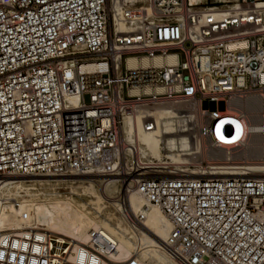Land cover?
<instances>
[{"label": "built area", "instance_id": "1", "mask_svg": "<svg viewBox=\"0 0 264 264\" xmlns=\"http://www.w3.org/2000/svg\"><path fill=\"white\" fill-rule=\"evenodd\" d=\"M258 2L264 5L0 0V176L117 177L125 193L132 190L167 220L162 247L173 264H264V176H173L153 157H141L124 132L137 108L197 103L196 142L228 155L247 140L245 115L227 110L229 102L255 96L262 118L256 131L264 139ZM203 100L224 107L207 112ZM140 117L142 129L153 131L154 120ZM204 160V171L245 164L236 157ZM129 215L132 226L143 221ZM115 250L94 230L82 244L42 231L0 233V264H126L114 262Z\"/></svg>", "mask_w": 264, "mask_h": 264}, {"label": "bare ground", "instance_id": "2", "mask_svg": "<svg viewBox=\"0 0 264 264\" xmlns=\"http://www.w3.org/2000/svg\"><path fill=\"white\" fill-rule=\"evenodd\" d=\"M257 6L261 7L264 5L258 4ZM116 29L121 28L116 25ZM67 100L74 104L76 99L68 98ZM202 103L204 102L202 101ZM229 103L230 106H228L227 110L235 108L245 115L244 129L247 132V140L243 149L240 150L242 151V158L251 157L254 160H258L257 163H245L242 166L233 167L222 166V164L214 165L216 167L210 168L213 171H204L199 165H188L189 169L195 168L194 171L199 172L197 173L187 172L184 171L185 169L181 170L172 164L162 162V155H165L164 157L167 161L178 164L190 161L187 157L193 155L201 160L206 157L211 159L221 157V147H214L213 150L205 152V148L203 149L200 142H197V144L195 142V145H193V141L191 142L190 140L189 134L193 131V125L184 123L185 113L189 114V111L188 109L184 111L182 109L188 106L193 109V113L196 110L197 115L195 116L198 118L197 103L195 105H154L137 108L134 116L127 117L124 120V132L129 139L133 136L141 157H153L160 165H166V168L172 170L173 176L210 178L242 174L248 177L260 178L264 176V155L261 154L257 143L258 134L256 129L262 119L261 112H259V101L255 96H251L244 100L233 99ZM203 105L205 106V103ZM173 108L182 111L176 113ZM142 114H144V119L151 118L154 120L156 127L153 128V131L145 132L142 129L143 122L140 117ZM193 117L194 115L192 114L189 117L190 120H193ZM185 126H188V128ZM197 146L199 151H197ZM222 159L231 158L229 154L226 155L222 152ZM233 168H241L248 172L234 171ZM68 177L73 178L58 179L59 177L39 175H1L0 233L6 232L18 235L24 230L42 231L53 236L57 242L71 240L82 244L87 239L89 231H100L116 245L115 253L112 255L114 262H125L127 264L133 260L136 264H173L162 247L169 230V224L157 207L143 204L132 190L129 191L127 204L116 203L113 192L117 182L115 179H95L103 176L93 173L83 176L68 175ZM76 177L79 180H75ZM16 178L27 181L15 180ZM23 182H28L32 185H23ZM59 182H77L81 184L80 194L90 199L84 204L77 203L72 196L78 194L74 193L73 190L63 197H59L54 192H30L34 184L42 185ZM96 182L101 183L100 190L94 184ZM10 200H17V207H14L9 202ZM104 204L113 206L116 211H122L127 207L133 214H141L143 221L137 223V226H132L127 221H121L110 213H102L105 208ZM73 245L75 246L76 244Z\"/></svg>", "mask_w": 264, "mask_h": 264}, {"label": "rangeland", "instance_id": "3", "mask_svg": "<svg viewBox=\"0 0 264 264\" xmlns=\"http://www.w3.org/2000/svg\"><path fill=\"white\" fill-rule=\"evenodd\" d=\"M258 4H260V3H258ZM229 5H231V4H229ZM203 102L205 103V106L203 105L204 103H200V108L202 109V110H206L207 112H214V111H220V110H222L223 109V107H224V103H223V101H217V102H210L209 103V101H207V100H203ZM223 104H222V103ZM221 103V104H220ZM188 104H193V103H188ZM196 103H194L193 105H195ZM183 105V104H182ZM202 106V107H201ZM219 106V107H218ZM166 107H168V106H166ZM204 107V108H203ZM207 108V109H206ZM209 108V109H208ZM221 108V109H220ZM174 109V111H176V113L178 112V111H184L185 109H188V111H189V114L188 113H185V116H186V118H185V121H184V123H191L193 126H192V129H193V131L189 134V136H191V137H194V140L193 139H190L191 140V142L193 143V145H195V140H196V128H195V126L197 125V122H195V119H196V121H197V116H195V115H197V111L195 110L194 111V113H193V109L192 108H190V107H188V106H186V107H184V109H182V110H179V109H175V108H173ZM218 109V110H217ZM184 114V113H183ZM187 114V115H186ZM194 115V117H193V120L191 119L190 120V118L189 117H191V115ZM186 128H188V126H185ZM190 130H191V128H189ZM257 143H258V145H259V147H260V151H261V154H263L264 155V139H262L261 137H259V136H257ZM196 144H197V142H196ZM262 144V145H261ZM202 146H203V149H204V151L206 152V151H211V150H213V148L212 147H210L209 146V144H207L206 142H203L202 144H201ZM261 145V146H260ZM262 147V148H261ZM243 149V148H242ZM241 150V149H240ZM240 150H235V152L233 151V152H231L230 154H229V157L230 158H233V157H236V158H238V159H242L241 161L243 162V163H257L258 162V160H254L253 158H251V157H245V158H242V151H240ZM197 151H199L198 150V146H197ZM165 156V155H164ZM163 155H162V159H163V161L162 162H166V163H169V164H172V165H174L176 168H180L181 170H184V171H187V172H197V171H194L195 170V168H191V169H189L188 168V165H190V166H203L204 165V163H203V161H205L204 159L203 160H201V159H199V157H195V155H193V156H189V157H187V158H189V160L190 161H187V162H183V163H180V164H178V163H172L171 161H167V159L164 157ZM220 158H216V159H213L214 161H216V162H220V163H222V152H220ZM246 160V161H245ZM255 161V162H254ZM191 162V163H190ZM187 169V170H186ZM197 173H199V172H197ZM67 178H73V177H68V176H63V177H59L58 179H67ZM101 178H112V179H115V180H117V177H97V178H95V179H101ZM15 180H21V181H27V180H25V179H21V178H16ZM75 180H79V178L78 177H76L75 178ZM96 186H98V188H99V190L101 189V183H99V182H96V183H94ZM125 182L124 183H122V182H119V181H117L116 183H115V186H114V189H113V192H114V196H115V198H114V200H116V203H121V204H127V198H128V195H129V193H125L124 192V187H125ZM23 185H32L31 183H28V182H23ZM34 189H36V190H34ZM71 190H73L74 191V193H77L78 195H76V196H72V198H73V200L74 201H76L77 203H79V204H84V203H86L87 202V200L88 199H90V198H87L86 196H84V195H81L80 194V191H81V184H79V183H77V182H71V183H69V182H59V183H53V184H42V185H36V184H34V186H33V188H31V190H30V192L31 193H35L36 191L38 192V193H51V192H54V193H56V195H58L59 197H63V196H67L68 195V193H69V191H71ZM100 194H102L101 192H100ZM119 194V195H118ZM11 204H13V200H10L9 201ZM104 206H105V208L102 210V213H104V212H106V213H110V214H112L113 216H115L117 219H119V220H121V221H126L125 219H124V216H126V214L127 215H129V209L126 207V208H124L122 211H116L115 210V208L113 207V206H111V205H108V204H104ZM114 208V209H113ZM116 211V212H115ZM119 213H120V215H119ZM123 214V215H122ZM122 216V217H121ZM130 216V215H129ZM122 218V219H121ZM135 226H137V225H135Z\"/></svg>", "mask_w": 264, "mask_h": 264}]
</instances>
